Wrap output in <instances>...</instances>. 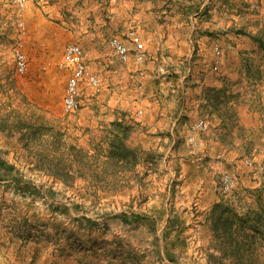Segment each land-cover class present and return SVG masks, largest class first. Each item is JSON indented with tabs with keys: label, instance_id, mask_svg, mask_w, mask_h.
<instances>
[{
	"label": "rangeland",
	"instance_id": "1",
	"mask_svg": "<svg viewBox=\"0 0 264 264\" xmlns=\"http://www.w3.org/2000/svg\"><path fill=\"white\" fill-rule=\"evenodd\" d=\"M91 2L0 0V264H264V129L202 104L204 78L264 91V0H221L219 29L181 50L93 27ZM69 43L103 85L75 112Z\"/></svg>",
	"mask_w": 264,
	"mask_h": 264
},
{
	"label": "crops",
	"instance_id": "2",
	"mask_svg": "<svg viewBox=\"0 0 264 264\" xmlns=\"http://www.w3.org/2000/svg\"><path fill=\"white\" fill-rule=\"evenodd\" d=\"M91 1L96 6L91 13L93 27L98 18L104 19V25L113 21L116 24V33L125 35L134 30L142 38V42L158 50L185 49L193 43V36L200 34L203 40L207 34L215 33L220 26L221 0ZM98 8L100 9L97 11ZM134 39L138 41L137 37ZM187 76L185 74L181 79ZM230 78L233 77L217 76L209 83L204 78L202 87H213L210 94L207 95L208 91H205L206 96L202 102L206 114L214 121L212 124L222 126L231 117L240 115L243 118L238 121L243 122L246 129H264V91L260 94L246 90L245 94H238L239 89H236L234 82L231 83Z\"/></svg>",
	"mask_w": 264,
	"mask_h": 264
},
{
	"label": "built area",
	"instance_id": "3",
	"mask_svg": "<svg viewBox=\"0 0 264 264\" xmlns=\"http://www.w3.org/2000/svg\"><path fill=\"white\" fill-rule=\"evenodd\" d=\"M20 7L26 6L27 0H17ZM20 28L23 32L26 31V24L24 21L19 22ZM134 34V32H131ZM118 57L122 61H127L131 56V48L129 45L115 36L111 40ZM217 49H219L217 47ZM219 52V50H218ZM145 56L144 52L137 53V59L141 60ZM15 61L17 70L23 73L28 68V58L25 52L20 48L15 49ZM61 65L68 66L71 69V74L68 78L66 94L64 96V109L66 112H75L81 106L82 83L86 80L93 94H99L103 91L101 79L96 73H88L87 63L84 56L83 48L80 44L69 43L65 47L64 60ZM217 68V66L215 67ZM195 127L199 129H207L209 123L206 119L201 118L195 123ZM224 180L227 187L230 186L231 178L229 174L224 175Z\"/></svg>",
	"mask_w": 264,
	"mask_h": 264
},
{
	"label": "trees",
	"instance_id": "4",
	"mask_svg": "<svg viewBox=\"0 0 264 264\" xmlns=\"http://www.w3.org/2000/svg\"><path fill=\"white\" fill-rule=\"evenodd\" d=\"M112 148H117L116 145L113 143V145H111ZM113 150V149H112Z\"/></svg>",
	"mask_w": 264,
	"mask_h": 264
}]
</instances>
